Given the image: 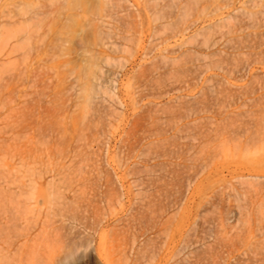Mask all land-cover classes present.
<instances>
[{
	"label": "rangeland",
	"instance_id": "1",
	"mask_svg": "<svg viewBox=\"0 0 264 264\" xmlns=\"http://www.w3.org/2000/svg\"><path fill=\"white\" fill-rule=\"evenodd\" d=\"M0 264H264V0H0Z\"/></svg>",
	"mask_w": 264,
	"mask_h": 264
}]
</instances>
